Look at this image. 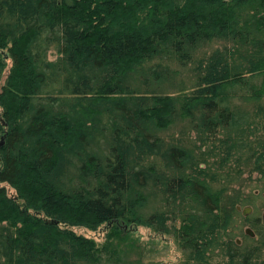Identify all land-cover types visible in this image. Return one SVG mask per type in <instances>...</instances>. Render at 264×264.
Returning <instances> with one entry per match:
<instances>
[{
    "label": "trees",
    "instance_id": "1",
    "mask_svg": "<svg viewBox=\"0 0 264 264\" xmlns=\"http://www.w3.org/2000/svg\"><path fill=\"white\" fill-rule=\"evenodd\" d=\"M213 41L177 90L169 63ZM182 120L206 150L162 136ZM0 142V264H111L76 231L106 224L173 232L192 264H264L219 186L230 162L264 172V0H0Z\"/></svg>",
    "mask_w": 264,
    "mask_h": 264
},
{
    "label": "rangeland",
    "instance_id": "2",
    "mask_svg": "<svg viewBox=\"0 0 264 264\" xmlns=\"http://www.w3.org/2000/svg\"><path fill=\"white\" fill-rule=\"evenodd\" d=\"M219 43L213 41L201 49L194 60L186 66H181L178 63H169L178 71V88L177 90L190 91L196 81L198 70L195 68L198 61L211 52ZM55 56V52L51 53V57ZM8 71L5 72L2 83L5 81ZM162 136L171 141H181L195 148L196 151L206 150L207 146L203 145L201 149L195 144L202 145V142L194 129V123L189 120H182L162 130ZM247 155H250L247 154ZM246 157V155L244 156ZM158 161V160H157ZM156 161V163H158ZM232 165L233 181L229 183L227 180L219 184L220 188L228 186L227 194L240 193L244 200L243 207L250 205L253 207L251 213L244 215L240 209V215L236 216L235 222V239L240 241L243 249H249L254 246H263L262 257H264V243L256 240V235L251 236L246 233L245 229L248 226L252 227V222L256 219L262 220L264 210V172L257 171L252 168V163L230 162ZM237 190V191H236ZM240 190V191H238ZM240 205V204H239ZM123 224V223H122ZM137 227V228H136ZM253 228V227H252ZM254 229V228H253ZM76 231L92 237L101 253L106 256L105 259L111 258V264H192L194 261L189 255V251L183 248L176 240L173 232L159 231L152 226H135L128 225L124 228L121 237L111 235L113 231L108 225H102L97 229L77 227ZM111 242V250L108 243ZM113 246V247H112ZM115 251V252H113ZM223 256H215V261H221Z\"/></svg>",
    "mask_w": 264,
    "mask_h": 264
},
{
    "label": "water",
    "instance_id": "3",
    "mask_svg": "<svg viewBox=\"0 0 264 264\" xmlns=\"http://www.w3.org/2000/svg\"><path fill=\"white\" fill-rule=\"evenodd\" d=\"M238 209L239 210L242 209V206L238 205ZM252 209H253L252 206L247 205V206L243 207L242 212H243L244 215H248L249 213H251ZM262 222L264 224V210H263V213H262ZM245 231H246V233H248L251 236H255L256 235L255 230L251 226L246 227Z\"/></svg>",
    "mask_w": 264,
    "mask_h": 264
},
{
    "label": "flooded vegetation",
    "instance_id": "4",
    "mask_svg": "<svg viewBox=\"0 0 264 264\" xmlns=\"http://www.w3.org/2000/svg\"><path fill=\"white\" fill-rule=\"evenodd\" d=\"M238 242V244L240 243V241H237Z\"/></svg>",
    "mask_w": 264,
    "mask_h": 264
}]
</instances>
